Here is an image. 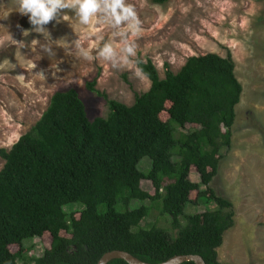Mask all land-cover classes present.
Returning a JSON list of instances; mask_svg holds the SVG:
<instances>
[{
    "label": "trees",
    "instance_id": "16d2710c",
    "mask_svg": "<svg viewBox=\"0 0 264 264\" xmlns=\"http://www.w3.org/2000/svg\"><path fill=\"white\" fill-rule=\"evenodd\" d=\"M136 66L150 86L131 105L96 90L93 79L87 89L108 112L90 120L77 91L59 89L33 126L8 150L0 148V264H96L115 249L150 263L197 254L206 264H230L217 259L216 249L233 226V204L210 182L231 147L242 92L233 60L190 56L163 78L151 60L137 58ZM134 201L140 204L131 207ZM153 210L176 235L148 221ZM143 220L150 227H141ZM45 233L50 241L39 255L24 247Z\"/></svg>",
    "mask_w": 264,
    "mask_h": 264
},
{
    "label": "rangeland",
    "instance_id": "374dc122",
    "mask_svg": "<svg viewBox=\"0 0 264 264\" xmlns=\"http://www.w3.org/2000/svg\"><path fill=\"white\" fill-rule=\"evenodd\" d=\"M125 3L134 10L135 20L119 26L103 16L82 25L74 10L66 9L58 24L47 25L51 32L48 40L31 31L23 35L32 26L26 16L15 11L16 0H0V17L8 15L0 19V148L8 150L27 132L59 89H75L92 120L108 112L105 100L87 89L86 84L93 79L96 90L131 105L135 95L150 86L136 66L137 58L151 60L163 78L166 70L177 72L190 56L230 54L242 92L235 106L231 147L220 160L210 186L233 204L234 222L216 249L217 259L230 264H264V0ZM77 43L89 51L92 60L79 54ZM105 45L113 48L115 64L98 56ZM49 46L51 52H46ZM125 47H132L133 54L125 53ZM41 70L45 71L43 77ZM166 116L165 111L160 115L163 120ZM146 160L139 161L140 169L148 166ZM3 164L0 157V169ZM190 177L197 179L194 168ZM142 185L152 191L149 182ZM195 195L196 191L191 192V198ZM139 204L134 201L130 206ZM185 210L195 209L186 206ZM148 218L176 235L167 217L157 210ZM151 224L143 220L140 226L148 228ZM49 241L50 235L45 233L26 240L24 247L32 245L31 252L39 255ZM9 249L14 252L18 246L13 244Z\"/></svg>",
    "mask_w": 264,
    "mask_h": 264
},
{
    "label": "clouds",
    "instance_id": "9594fccd",
    "mask_svg": "<svg viewBox=\"0 0 264 264\" xmlns=\"http://www.w3.org/2000/svg\"><path fill=\"white\" fill-rule=\"evenodd\" d=\"M16 4L15 11L21 16H26L32 26L30 30H24L23 35H29L31 31L48 40H51V32L47 25L53 22L58 24L62 20L61 13L66 9L74 10L82 25H89L99 16L107 18L116 26L122 22L135 20V12L125 3V0H16ZM7 16L0 17V19H6ZM76 47L85 59H93L89 51L81 48L78 43ZM44 50L51 52L50 46L45 47ZM123 51L132 55L134 50L132 47H125ZM98 56L105 60H112L113 64L116 63L115 53L110 45H105L100 49ZM12 67L14 68L15 65ZM32 67L35 68V65ZM39 74L43 77L45 71L41 70Z\"/></svg>",
    "mask_w": 264,
    "mask_h": 264
},
{
    "label": "water",
    "instance_id": "95a60500",
    "mask_svg": "<svg viewBox=\"0 0 264 264\" xmlns=\"http://www.w3.org/2000/svg\"><path fill=\"white\" fill-rule=\"evenodd\" d=\"M113 259H121L125 261L127 264H181L183 262H193L194 264H206L203 258L197 254H180L174 255L168 258L165 261L158 263H150L140 260L129 252L123 250H110L101 255V257L97 260L96 264H107Z\"/></svg>",
    "mask_w": 264,
    "mask_h": 264
}]
</instances>
